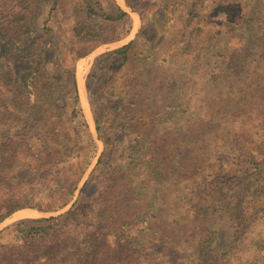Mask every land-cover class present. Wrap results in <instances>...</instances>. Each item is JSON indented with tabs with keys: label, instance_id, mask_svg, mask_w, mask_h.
Returning a JSON list of instances; mask_svg holds the SVG:
<instances>
[{
	"label": "trees",
	"instance_id": "obj_1",
	"mask_svg": "<svg viewBox=\"0 0 264 264\" xmlns=\"http://www.w3.org/2000/svg\"><path fill=\"white\" fill-rule=\"evenodd\" d=\"M82 2L87 36H95L92 23L99 26V20L119 23L131 18L116 2L112 13L101 1ZM238 3L244 20L258 15L257 22L264 26V1ZM59 4L0 0V60L14 58L30 66L21 77L10 66L0 73V225L21 210L57 213L72 205L58 217L20 221L13 242L0 237V264H264V131L246 135L248 124L223 113L222 99L195 104L189 97L195 84L188 77L186 116L173 109L150 124L141 117L135 121L140 96L130 85L109 98L102 93L101 98L112 106L117 101L124 113L132 106L134 117L120 124L114 120L104 130L96 117L104 151L80 188L98 146L92 141L87 163H73L85 160L91 133L75 67L61 68L62 97L57 100L54 78L46 68L54 34L51 16ZM192 22L186 24L182 55L189 58L202 41L211 42L209 52L217 55L220 41H215L214 31L192 28ZM244 23L246 27H230L247 34ZM74 32L81 37L78 29ZM157 41V35L142 28L130 44L107 54V64H100L99 71L108 73L111 86L119 84L136 62L151 66ZM246 42L253 46L251 63L264 65V32L257 44ZM205 56L202 51L200 59ZM224 56L232 67L228 72L243 61L242 49ZM163 78L164 86L171 84L172 77ZM146 88L151 90L145 97L148 110L166 104ZM184 100L178 97L167 107ZM114 124L126 132L125 149L113 147L125 142L118 139ZM148 126L154 136L149 148L143 143ZM180 175L186 179L179 181ZM165 177H176L171 194L159 187ZM111 235L118 240L115 250L107 244Z\"/></svg>",
	"mask_w": 264,
	"mask_h": 264
},
{
	"label": "rangeland",
	"instance_id": "obj_2",
	"mask_svg": "<svg viewBox=\"0 0 264 264\" xmlns=\"http://www.w3.org/2000/svg\"><path fill=\"white\" fill-rule=\"evenodd\" d=\"M59 1V9L54 12L50 21V27L54 34L51 37L53 41L51 47L47 50L46 68L54 78L51 86L53 92L58 93L56 100L62 97L60 94L62 91L61 84H63L61 68L71 69L75 67L79 90L78 77L80 73L82 74L91 113L86 114V109L82 103L81 108L88 124L90 122L91 135L85 144L87 148V152L84 154L85 160L80 159L73 163H87L91 157L92 141H95L98 146L97 155L92 160V165L82 184L87 181L104 151V143L96 128V117L101 120L103 130L114 120L120 124L125 122L128 117H134L132 106L129 105L127 112L124 113L119 110L120 104L117 101L113 106L112 104L109 105L107 101L110 95H119L120 92H123L125 90L124 85L126 87L130 85L133 94L136 93L140 96L136 99L140 104L139 107L135 108V111L137 109V116L139 115L135 120L136 122L141 120V117L144 119V123L150 124L151 121L159 119L160 114L171 113L173 109L183 113L185 117L186 105L184 102L186 103V77H188V80L195 84L189 93L190 99L195 104L206 99H214L215 102L222 99L224 110L221 109L223 113L230 112L229 115L237 118L239 123L248 124L243 131L246 135L264 131V65L251 63L253 60H250V53L253 46L248 47L246 42L248 39L251 44H257L263 36L264 26L257 22L258 15L254 17V20H244L245 11L238 3V1L250 0H122L123 2H120L121 7L124 11H128L131 16L130 20L119 23H106L99 20L100 27L92 23V27L96 30L95 36H87L84 30L86 13L83 11V0ZM98 1H101L108 13H112L114 3H118L117 0ZM126 1H130L133 6L128 7ZM189 20L193 21L190 24L192 28L199 26L206 32L214 31L215 41H220V49L217 55L213 56L209 52L211 42L204 41L187 54L189 58L182 55L186 50V24ZM244 22L247 24V34L232 31L230 26H236L237 29L242 26L246 27ZM144 27L153 36L157 35L158 38V47L152 61L149 62L151 66L146 69V61L136 62L128 71L125 80L111 86L108 84V73L99 71V65H106L109 59L107 54L122 48L124 43L135 40ZM261 28H263V32ZM75 29L81 32V37H76ZM240 49L243 51V61L239 62L241 64L237 63L236 68L228 72L232 67L224 55L237 54ZM202 51L206 56L200 59ZM0 64L2 65L0 73L10 66L15 70L17 77H21L30 69L26 62H19L14 58L1 59ZM80 66H83L84 71H81ZM145 70H148L147 78L143 75ZM163 77H168V81L172 77L171 84L164 86L167 81ZM146 86L153 90L151 95L156 99L165 100L166 104L159 109L148 110L149 102L145 97L150 89H147ZM102 93L108 97L107 100L101 98ZM178 97L180 99L185 98V100L172 103L167 107V103L178 99ZM112 107L115 108L112 110ZM117 124L113 126L115 133L119 136V140L122 139L125 142L115 144L113 147L114 149H125L129 145L128 140L125 139L126 132L117 128ZM238 126L240 128L241 124ZM148 129L151 127L146 128L143 143L149 148L153 143L154 136ZM93 131L96 132V136ZM112 157H114L113 153ZM67 174L68 176L72 175L70 171H67ZM175 179L176 177H165L159 187L171 194L175 186ZM184 179L186 176L180 175L179 181ZM25 210L39 211L32 208ZM54 216H58V214H39L35 219H49ZM19 223L7 221L0 227V233L3 232L0 237L3 241H14V228ZM117 241L116 236H109L107 244L111 250L118 247ZM262 245L264 246V243Z\"/></svg>",
	"mask_w": 264,
	"mask_h": 264
},
{
	"label": "bare ground",
	"instance_id": "obj_3",
	"mask_svg": "<svg viewBox=\"0 0 264 264\" xmlns=\"http://www.w3.org/2000/svg\"><path fill=\"white\" fill-rule=\"evenodd\" d=\"M81 71H84L83 66H80ZM79 83H80V94H81V103L83 105V107L86 109V114L91 113L90 109H89V104L86 98V88H84V82L82 79V74L80 73V76L78 77ZM36 217H38V213H36L33 210H22V211H18L17 213H15L11 219L8 220V222H20L23 220H28V219H35Z\"/></svg>",
	"mask_w": 264,
	"mask_h": 264
},
{
	"label": "water",
	"instance_id": "obj_4",
	"mask_svg": "<svg viewBox=\"0 0 264 264\" xmlns=\"http://www.w3.org/2000/svg\"><path fill=\"white\" fill-rule=\"evenodd\" d=\"M123 10H124V9H123ZM125 11H126V10H125ZM127 12H128V11H127ZM132 41H133V40H130V41L124 43L123 46H126V45L130 44ZM79 94H80V90H79ZM80 97H81V94H80ZM89 124H90V122H89ZM93 134L96 136V132H95V131H93ZM84 183H85V182H84ZM84 183H83V184H82V183L80 184V188L84 185ZM71 206H72V205L68 206L66 209H64V210H62V211H60V212L52 213V214H58V216H60V215L64 214L65 212H67V211L71 208ZM21 211H22V210H21ZM33 211H35L36 213H38V215H39V214H46V213H42V212H40V211H36V210H33ZM16 213H17V212H16ZM58 216H54V217H58ZM9 219H11V218H8L4 223H2V224L0 225V227H1L3 224H5Z\"/></svg>",
	"mask_w": 264,
	"mask_h": 264
},
{
	"label": "crops",
	"instance_id": "obj_5",
	"mask_svg": "<svg viewBox=\"0 0 264 264\" xmlns=\"http://www.w3.org/2000/svg\"><path fill=\"white\" fill-rule=\"evenodd\" d=\"M118 1V5L121 7V3L123 2L122 0H117ZM121 2V3H120ZM122 8V7H121ZM123 9V8H122Z\"/></svg>",
	"mask_w": 264,
	"mask_h": 264
}]
</instances>
